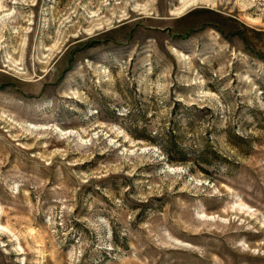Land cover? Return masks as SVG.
I'll return each instance as SVG.
<instances>
[{
  "label": "rangeland",
  "instance_id": "374dc122",
  "mask_svg": "<svg viewBox=\"0 0 264 264\" xmlns=\"http://www.w3.org/2000/svg\"><path fill=\"white\" fill-rule=\"evenodd\" d=\"M0 264H264V0H0Z\"/></svg>",
  "mask_w": 264,
  "mask_h": 264
}]
</instances>
